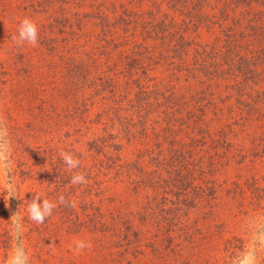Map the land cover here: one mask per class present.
<instances>
[{
	"label": "rangeland",
	"instance_id": "374dc122",
	"mask_svg": "<svg viewBox=\"0 0 264 264\" xmlns=\"http://www.w3.org/2000/svg\"><path fill=\"white\" fill-rule=\"evenodd\" d=\"M198 1L213 16L203 25L195 9L182 11L181 0H0V264H118L106 238L119 243L118 251L133 248L127 264H173L175 259L264 264V39L263 46L246 49L250 64L237 63V76L229 74L233 63L228 64L233 41L257 35L264 0L225 7L217 0ZM105 16L137 17L142 24L137 55L126 57L132 45H124L107 57L111 38ZM170 17L191 42L187 65L201 61L203 71L218 70L208 77L209 86L199 79H205L200 71L195 78L184 70L172 72L164 46L143 60L141 50L150 42L141 38L142 28L152 21L167 24ZM151 60L156 66L147 68ZM102 76L112 78L113 89L89 98L86 91L102 85ZM201 86L207 90L199 92ZM146 94L151 106L142 110L140 121L135 109ZM184 101L188 109L199 106L195 114L203 115V123L198 128L214 139V147L197 148L193 163L199 170L184 180L192 195L203 190L212 206L186 207L190 194L177 196L167 184L180 176L173 166L159 165L162 174H155L169 188L165 184L157 193L148 184L129 192L111 170L94 166L92 141L108 133L120 138L119 121L125 116L140 121L147 132L130 141L125 136L121 157L136 158L145 176L153 168L145 159L147 148L152 154L160 151L165 160L168 148L178 147L168 139L185 141L190 132L183 125ZM97 156L99 163L103 155ZM210 180L214 195L204 189ZM149 201L163 202L178 220L165 216L161 232L155 230L143 218L154 209L145 204ZM196 214L211 218L212 226ZM123 233L131 242L122 239ZM190 243L196 246L193 253ZM157 248L165 255L150 258L149 250Z\"/></svg>",
	"mask_w": 264,
	"mask_h": 264
},
{
	"label": "trees",
	"instance_id": "16d2710c",
	"mask_svg": "<svg viewBox=\"0 0 264 264\" xmlns=\"http://www.w3.org/2000/svg\"><path fill=\"white\" fill-rule=\"evenodd\" d=\"M180 1V0H178ZM181 0L182 4L180 5L182 8L183 12L186 11H191L193 9H195V16L197 17V20L202 19L198 22L201 23V25H203L204 22H206L207 20L210 21V19L213 18V16L208 15L204 9H202V5H200L199 1L196 0ZM201 3H204L206 1L209 0H200ZM232 1L235 2V4L239 5L240 1L242 0H217L216 1V5L217 6H221V7H225V6H229L232 5ZM260 2H263L260 0ZM186 10V11H185ZM182 12V13H183ZM103 26H104V30L105 32L108 34L111 38L110 41H107L106 45L108 46V58H112V49L115 50H121V48L124 47V45H132V50L128 51L126 49V51L128 52L126 57H128L129 53H133V55H137V50L138 47L141 43H139L138 41V32L142 27V24L139 23V21L137 20V17H135L133 19V16H131L129 19H122L121 17L117 18V19H113L111 17L105 16L103 17ZM154 18V16H153ZM167 18V17H166ZM263 18V17H262ZM260 17V21L263 22V24L259 25V31L258 33H256L257 35H254V37L251 38H247L245 37L246 35H242L241 38H238L241 40V42H238V39L233 41L232 45V53H234V56L232 55V57L230 56V59L228 60V64L229 65H233L230 66V71H232L231 73H229L230 75L232 74L233 77L237 76L238 74H236V70H238L239 72V68L237 67V63H241V62H246L247 65L250 64L249 62L246 61L247 59V54L249 53L248 50H246L247 48H251V46H255L257 44H261L263 46V36H264V19H262ZM122 19V20H120ZM120 20V21H119ZM172 18L170 17L169 22L163 23L156 21V23H153L152 21V25L148 26V28H146V30H143L145 27L142 28V31L140 32V36L142 39H146L148 40V42H150V44L148 45H152L150 46H143V50H141L142 52L144 51V59H147L148 57L146 56L147 54H152L154 51L158 50L159 48H161L163 51L164 49L170 50L167 51V54L164 56V58L166 57V62L167 64L171 65V68H173L174 70L172 72L174 73H180L182 74V71H186L187 73V77L189 78H195L194 76V72L197 70L200 71V76L205 77V79L199 78L197 76V78H199L200 80H202V82L205 84L206 86H209V82L207 81V79H210L208 77H211L214 75V72L218 71H214L212 70V72H205L203 71V63H201L200 61V65L196 64V63H192L190 62V65L188 66L186 63V56L188 55L187 52L188 50L186 49L188 47V45L191 43H187V39L185 38V34H184V27H175L174 21H171ZM260 22V23H261ZM199 23V24H200ZM157 24V25H154ZM124 30L126 33H128L127 35H123V34H119L117 33L118 30ZM124 33V32H121ZM125 36V37H124ZM250 40V41H249ZM249 42V43H247ZM259 42V43H257ZM112 43V44H111ZM160 44L162 45L161 47ZM249 44L250 47H247V45ZM110 45V47H109ZM142 45V44H141ZM163 46L166 47L163 49ZM160 49V50H161ZM141 51H139V53H141ZM118 57L121 58L123 60V56L122 53L118 54ZM201 60V59H200ZM250 60V58H249ZM145 61V60H144ZM133 62V61H132ZM122 64V63H120ZM146 66V65H145ZM150 66V68H154L156 66V64L151 60L149 64H147V68ZM141 68H144L143 66H141ZM108 70H110V68H108ZM107 72V71H106ZM219 75V74H217ZM105 76V75H103ZM100 77V81L102 82V85H98L97 90L96 87L95 90H91V91H86L88 93L87 96L90 98L92 95L93 96H99L100 93H106V90L110 91L111 89H113L114 87V83L112 78H108V77ZM89 78V76L85 77V79ZM208 82V83H207ZM206 86H201V89H199V92H205L207 90ZM206 89V90H205ZM204 97H202V99H205V95H203ZM160 101L159 100L157 102V104H153V109L157 108L160 105ZM202 100L199 98H195L194 102H198L200 104ZM108 103V102H107ZM106 103V111L110 113L111 110V105H108ZM189 104L186 103V101L183 102V110H187L186 111V115L184 114V116H182L183 118V125L186 128L187 131L190 130L189 133H187L185 135V141H179L176 142L175 140H173L172 138L168 139L167 144H170L171 142L174 144H178V147L174 148V149H170L168 148V152H170V157L164 160L163 155L159 152H156L155 154H152V149L147 148L146 152H145V159H149L150 158V162L153 165V168L149 171H144L146 172V175H142V169L140 167H138V163L136 158L134 159H122L121 157V153L124 150V144L122 143V140L125 139V136H128V141H130L133 137H138V135H142L144 136L145 133L147 131H145V128H141L140 125L142 124L141 118H142V110H144L145 108H149L151 106L150 103L147 102V94L142 98V101L140 100L138 102V106H136V115L137 117L140 118V121L138 120H131L129 117L128 120H125V116H123V120L121 119V121H119V126H120V130L122 132H119V137L115 140V137L112 133H108V135L106 136V139L109 140L107 141L106 139H99L97 138L96 140H93V150H95L94 152V157L96 160V164H94V166H97L98 168L100 166H105V168L111 170L113 172V177H116V179L122 183L126 182L127 186L126 190H129V192L134 191L138 192L137 190H142L144 188V185H151V187L155 190V192H161L164 190V185L166 184L162 179L159 178V176L157 177V175L155 174L157 171L159 174H162L160 171V167L159 165H164V166H173L174 170L176 172H178L180 175L177 179H171V181H169L167 184L169 185V183L171 184L170 190H173L175 195H183L185 192L190 194V197L188 201H186L185 204L186 207L191 206L194 207V209H198L200 206L203 205V207L207 206H212L209 202H208V197L203 195V190L198 193L196 191L197 196L195 195V193L192 195L191 191L188 189V184L189 182H187V180H184L185 177H190L193 175H196V172L199 170L197 169V165L195 167V162L194 160L196 159V156L194 154H197V148L200 149V147L202 146H206V148H210V147H214V139L213 138H209V136L206 134L205 131H203L202 128H198L201 127V124L203 123V115H196L195 111H197L198 107H194L195 105H193L190 109H188ZM214 105V102H213ZM215 108V107H214ZM131 114V113H130ZM131 116V115H129ZM132 118V116H131ZM198 128V129H197ZM127 132L128 134L126 135ZM170 133H173L172 130L170 131ZM105 142V143H104ZM102 144V145H101ZM206 149V150H208ZM204 150V151H206ZM97 155H103V159H100L101 161L98 163V160L100 157H98ZM214 153L210 156H213ZM210 156H208L209 158H211ZM190 166H192V168H190ZM207 169H203L202 171H200V173L206 174ZM91 172V170H90ZM87 174V173H86ZM90 173H88L89 176ZM159 178V179H158ZM208 180V179H207ZM206 180V181H207ZM157 181H161L160 183H157ZM210 184H208V187H204L205 190H208L209 193H207L208 195H214V183L212 184L213 180H210ZM167 184L165 185L166 188H169L167 186ZM212 184V185H211ZM217 192V189H216ZM185 199V197H184ZM183 199V200H184ZM181 200V201H183ZM161 202V201H160ZM145 203L146 205L152 206L154 207V209H149V212L146 213V215H143V218H145L146 220L150 221L151 225H153L155 228V230L160 231L161 232V227H162V223L166 221L167 217H169V220H175V218L178 220L179 215H175L173 213H171L170 211H168L167 209H164L162 207L163 206V202L161 203ZM159 206V208H158ZM96 210V209H95ZM208 214L211 215L213 214L212 209L208 211ZM95 213L93 215H91V218L93 219ZM197 215V214H196ZM197 217L200 219V221H202L203 223H206L207 226L211 227L212 225H209L207 223V221H210L209 217H199L197 215ZM100 218V216H99ZM196 218V217H195ZM94 221V220H92ZM97 221V218H96ZM115 222L109 224L110 226L114 227L115 223L118 222L117 217L114 219ZM100 227L105 231L107 225H105L104 222L100 223ZM191 227V226H190ZM189 227V228H190ZM113 231V230H112ZM126 235L122 236V239L125 240V242H131V240L125 239ZM107 241V246L108 248H115V250H113V255L117 258L116 262L118 264H127V260L126 258L128 257L129 253L134 251L133 248L128 249V248H123L121 251L119 248V243L116 241H110L109 239L106 238ZM135 243H137L138 241L135 240ZM126 243V245H128ZM192 244L191 247V252L193 253V249H195V244L194 243H190ZM198 246V245H197ZM209 246V243L207 244V247ZM118 247V248H117ZM138 249L141 248V245H137ZM164 248L165 245H164ZM212 251L209 252H214V243H213V247H212ZM150 251V258H152L153 256L161 258L165 255V252L160 249H154V250H149ZM187 251H190L187 249ZM175 252H179L178 248ZM167 255V254H166ZM169 262L171 263V258L169 260ZM133 264H136L133 262ZM172 264V263H171ZM173 264H185V262L182 260H173ZM196 264V263H194Z\"/></svg>",
	"mask_w": 264,
	"mask_h": 264
}]
</instances>
